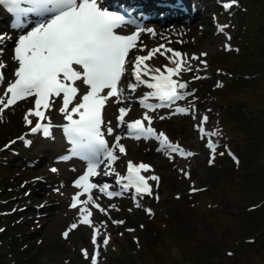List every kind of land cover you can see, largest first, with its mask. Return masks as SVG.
I'll list each match as a JSON object with an SVG mask.
<instances>
[{
  "label": "rangeland",
  "instance_id": "rangeland-1",
  "mask_svg": "<svg viewBox=\"0 0 264 264\" xmlns=\"http://www.w3.org/2000/svg\"><path fill=\"white\" fill-rule=\"evenodd\" d=\"M160 1L166 3L164 9L168 11L155 8L153 0L149 1L145 15L138 13L140 23H126L117 31L145 29L138 38L137 48L131 51V59L163 45L160 52L146 61L151 69L165 71V67L175 66L169 59L172 53L165 49L180 52L183 70L173 79L185 78L192 83H189L192 90L179 94L168 106L147 110L142 102L153 90L140 85L131 91L128 83L132 79L127 75L131 65L126 64L120 82L124 89L120 102L112 97L109 116L102 115L105 123L111 120L113 136L120 137L126 154L117 150L118 159L111 164V169L102 157L105 162L99 165L98 175L90 177V182L97 185L91 192L93 201L106 210L100 212L92 204L87 205L92 213L91 227L80 223L79 208L84 205L71 207L73 196L82 191L74 187V181L86 172L88 161L73 154V145L63 131L67 121L62 114H58L59 117L55 114L56 108L62 106V99L56 98L52 108L45 110L51 122L48 136L42 131L31 133V126L24 121L28 109L34 107V98L18 101L4 110L0 118V176L3 178L0 183L6 178L7 182L0 187L8 191L11 196L8 207L14 210L0 217V226L14 220L17 226L6 228L0 238V264H20V253L25 264H92L82 249L88 251L89 257L95 256L97 264H264V232L240 237L264 221V170L263 175L252 171L254 164H264V157L259 158L258 163L243 160L245 168L237 163L231 151L217 161V148L225 145L223 139L232 143L238 141L244 146L245 128L240 125V117L234 109L222 101L215 103L213 93L222 88H212L221 83L215 60L218 65L226 66L238 57L233 51L236 46L232 35L237 30L239 16L245 24L255 14L264 17V0H237L231 8L225 7L231 0H188L187 3L190 1L199 9L198 15L190 18L175 6L177 0ZM98 2L109 10L112 1ZM139 2L120 3L136 7L138 12ZM1 6L2 10L6 9ZM147 29L153 31L150 33ZM3 50L4 40L0 41V64L4 65L0 73L4 74L7 67L2 60ZM9 73L0 83V96L7 82L15 79L13 68ZM235 93L241 99L243 115L251 120L254 108L264 102V82L261 78L255 79L240 86ZM119 105L128 112L122 124L115 118ZM145 114L151 117V124L144 121L145 127H151L154 134L140 139L128 135V124L143 119ZM30 119L34 126L38 118ZM161 133L185 155L166 153L157 138ZM21 136L24 140L17 139ZM113 136L105 135L109 147L114 144ZM157 148L163 154L156 160ZM129 161L149 165V171H142L145 177H159L158 181L148 180L150 195L137 194L134 188L122 191V184L127 181H118L124 177L122 170ZM52 168L57 171L52 172ZM104 185L108 186V191L122 194L109 197L99 191ZM41 194L54 202L57 212L69 208L72 215L55 224L48 236L28 241L30 233L40 224L37 218L44 212L43 199L38 197ZM80 199L86 200L87 194ZM72 224L78 226L65 239L63 233ZM95 229H99V234L93 244ZM16 232L17 245L11 236ZM122 233H127L129 238ZM30 244L35 249H31Z\"/></svg>",
  "mask_w": 264,
  "mask_h": 264
},
{
  "label": "snow or ice",
  "instance_id": "snow-or-ice-1",
  "mask_svg": "<svg viewBox=\"0 0 264 264\" xmlns=\"http://www.w3.org/2000/svg\"><path fill=\"white\" fill-rule=\"evenodd\" d=\"M236 2L237 0H231L225 7L231 8ZM0 5H5L7 11L15 15V27L23 30L31 24L30 29L20 34L15 41L14 59L18 66L14 69L15 79L7 82L3 95L0 96V118L5 109L18 101L34 98V107L28 109L24 121L31 126V133L42 131L43 135L48 136L51 122L45 116V110L52 108L56 98L62 99V106L58 111L67 121L63 125V131L73 145V154L88 161L86 172L74 181V187L82 191L73 196L71 207L84 205L79 208L80 223L91 227L92 213L87 205L92 204L100 212L106 210L93 201L91 192L97 185L90 182V177L98 175L99 165L105 162L102 157L106 158L108 168L111 169V164L118 159L116 151L126 154L125 147L120 144V137L113 136L114 130L109 126L111 121L105 123L102 117V110L110 98L116 97V102H120L124 91L120 82L126 71V64L131 65L132 73L128 88L133 92L140 85L152 89L153 91L144 97L142 106L155 111L156 107H162L163 104H150L147 102L149 97H156L160 101H173L179 98L178 89L186 87L184 83L173 79L183 70L182 54L165 49L166 52L172 53L169 59L175 65L165 67V71L151 69L146 63L160 52L163 45L149 50L146 55H134V59H130L129 54L137 48L138 38L145 29L140 28L130 35L118 34L117 29H121L128 21L124 15L102 7L98 0H0ZM29 17L35 19L30 20ZM147 31L151 33L153 30ZM3 39L5 37L0 36V41ZM3 67L4 65L0 64V68ZM4 80V74L0 73V83ZM81 87L85 89L82 93ZM127 114L124 107L119 109L117 120L120 124L124 122ZM30 117L38 118L34 126ZM203 119L206 121L207 117ZM45 120L49 122L43 123ZM144 121L151 124V117L145 114L143 119L128 124V129L136 134V139L154 134L151 127H145ZM105 135L113 136L112 147H109ZM157 138L171 152L185 155L178 145H172L162 133ZM17 139L24 140V137ZM25 143L30 144L31 141ZM149 170L150 166L147 164L136 165L129 161L127 175L120 177L118 181H127L122 184V191L134 188L137 194L150 195L151 186L148 180L158 181L159 177H145L141 174L142 171ZM51 171L56 172L57 169L52 168ZM107 174L106 172L105 175ZM99 191L109 197L122 194L108 191L107 185L100 187ZM85 194L87 199L81 200L80 196ZM147 211L151 214L150 209ZM77 226L72 224L63 233L64 238L67 239L69 232ZM98 234L99 229H95L93 244L96 243L95 236ZM107 243L105 239L104 244ZM82 252L85 258L91 259L92 264H97L95 256L89 257L85 249H82Z\"/></svg>",
  "mask_w": 264,
  "mask_h": 264
},
{
  "label": "trees",
  "instance_id": "trees-1",
  "mask_svg": "<svg viewBox=\"0 0 264 264\" xmlns=\"http://www.w3.org/2000/svg\"><path fill=\"white\" fill-rule=\"evenodd\" d=\"M244 22L243 17L240 15L237 21V30L232 35L236 46L233 51L238 53V57L230 64L227 63L228 65L226 66L218 65L215 60V68L219 69V79L221 83L220 85L212 87L222 88V90H217V92L213 93L217 99L215 103L217 104L219 101H222L226 106H230L232 110L234 109L240 117V125L245 128L242 138L245 143L244 146L239 144L238 141L232 143L229 139H223L225 145H219L217 148L218 154L216 155V159L219 161L225 152L231 151L236 155L238 164H242L243 160H251L258 163V159L264 157V102L259 103V105L254 108L251 120H247L243 115L244 111L242 110L243 105L240 103L241 99L238 98L237 93H235L240 86L248 82L251 83L255 79L261 78L264 82V17L255 14L248 24ZM241 167L245 168L246 164H242ZM252 168L253 172H261L263 175L264 164H254ZM0 179L3 178L0 176ZM5 182H7V178L3 180L0 185L2 186V183ZM10 198L11 196L9 197L6 188L0 187V209H2L0 210V217L14 210H10L11 207H8ZM15 223L16 220L1 225L0 229H3V231H0V238L5 235L6 228L13 227ZM260 232H264V221L261 225L251 227L250 231L245 232V234L240 237ZM11 236L14 237L15 244L17 245L18 242L15 238L17 232ZM122 236L127 239L129 238L127 233H122ZM13 254L15 255V252ZM19 255L21 256L20 264H25L21 253ZM16 264L19 263L16 262Z\"/></svg>",
  "mask_w": 264,
  "mask_h": 264
},
{
  "label": "bare ground",
  "instance_id": "bare-ground-1",
  "mask_svg": "<svg viewBox=\"0 0 264 264\" xmlns=\"http://www.w3.org/2000/svg\"><path fill=\"white\" fill-rule=\"evenodd\" d=\"M113 2V0H111ZM122 2H127V0H119ZM152 1V0H140L139 2V9H138V13L140 14V12H143L142 14L145 15V10L148 7L147 2ZM168 1V0H167ZM186 1L188 0H177L175 2V6H177L182 12L187 13L188 17H193L195 15H198L199 13V9L198 7H196L194 4H192V2L190 3V1L187 3ZM131 3V2H130ZM154 4H156L157 9H160L161 11H164V7H165V2H161L160 0H153ZM194 3V2H193ZM205 4V3H204ZM172 7L173 4H170ZM202 5V4H201ZM1 5H0V36H4L5 39L4 40V50L3 53H5V55L2 56V60H4V63L6 64L7 69L4 71V76L5 75H9V70L11 68H13V70L18 66L17 62L14 59V49H15V41L18 38V36L20 34H23L24 32H26L27 30L30 29L31 24L25 26V28L23 30H21V28L15 27L14 25H16L17 23V18L15 17V15L13 13H10L7 11V7L4 5V7H6L5 10L1 9ZM154 7V5H153ZM169 8V7H168ZM136 9V7H135ZM170 9V8H169ZM178 9V10H179ZM165 11H168L167 9ZM147 14V13H146ZM177 14V13H176ZM160 16V15H159ZM30 20H34V17H29ZM4 20V21H2ZM4 23V24H2ZM188 24V23H187ZM180 25V24H179ZM193 26V23L191 24ZM126 29V28H125ZM123 30V29H122ZM138 30V29H136ZM135 30V31H136ZM134 31L133 28H131L130 30H126L123 32H118V34H122V35H130L132 34ZM10 54V56H9ZM131 52L129 54V57L131 56ZM131 59V58H130ZM191 62V61H190ZM188 64V63H187ZM2 69V68H1ZM127 69V68H126ZM2 72V71H1ZM131 72V71H130ZM128 73V77L130 79H132V73ZM9 73V74H8ZM10 77V76H9ZM79 84V83H78ZM80 86V85H79ZM78 86V87H79ZM121 87V86H120ZM122 88V87H121ZM85 89L83 87H81L80 91L81 93L84 91ZM2 94V93H1ZM79 99V97L77 98ZM111 99V98H110ZM108 100L105 108L102 110V115L103 116H109V110H111L112 107V102L111 100ZM56 106V105H55ZM61 107V106H60ZM60 107L56 108V112L55 114L58 115L60 114L58 109ZM71 107V105H70ZM113 108V107H112ZM146 109V108H145ZM144 109V110H145ZM149 110V109H147ZM112 113V112H111ZM114 113V112H113ZM143 113V112H142ZM60 115H58L57 117H59ZM143 117V116H142ZM107 121H111V120H107ZM65 124V123H64ZM63 124V125H64ZM112 123L109 125L111 126ZM153 141V140H152ZM160 141V139H159ZM161 142V141H160ZM163 148V147H162ZM166 148V147H165ZM166 153H174L176 155L181 156L180 152H171L169 149H165ZM165 153V154H166ZM163 153L160 151V149L156 151L155 154V159L157 160V158L159 157V155H162ZM167 157V155H166ZM131 191V190H130ZM76 193V192H75ZM46 195H39L38 197L42 198L43 201L41 202V209L44 210L43 214L37 218V221L40 222L38 228L35 230V232L30 233V235L28 236V241L32 240L35 237H46L48 236V233L51 232V228L60 222H63L67 217L72 215V210H69V208H63L60 211L57 212L58 209H55L54 206V202H50L48 201V197H45ZM70 196V195H69ZM45 197V198H44ZM32 198V197H31ZM59 208V207H58ZM62 208V207H61ZM16 225V224H14ZM17 226V225H16ZM18 228V227H17ZM16 228V229H17ZM50 231V232H49ZM31 249L34 248V246H32L30 244L29 246ZM42 247V246H40ZM35 249V248H34Z\"/></svg>",
  "mask_w": 264,
  "mask_h": 264
},
{
  "label": "water",
  "instance_id": "water-1",
  "mask_svg": "<svg viewBox=\"0 0 264 264\" xmlns=\"http://www.w3.org/2000/svg\"><path fill=\"white\" fill-rule=\"evenodd\" d=\"M177 81L180 83H184L186 85V87L184 89H178V91L186 92V91H189L191 89L189 82L185 78H179Z\"/></svg>",
  "mask_w": 264,
  "mask_h": 264
}]
</instances>
